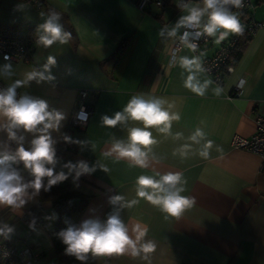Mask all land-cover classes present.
<instances>
[{
	"label": "crops",
	"instance_id": "obj_1",
	"mask_svg": "<svg viewBox=\"0 0 264 264\" xmlns=\"http://www.w3.org/2000/svg\"><path fill=\"white\" fill-rule=\"evenodd\" d=\"M136 1L42 0L39 10L28 0H0V33L13 30L18 37H31L34 44L29 63L1 61L0 80L11 86L24 81L31 71L54 77L34 79L16 89L19 98L28 95L43 99L49 110L64 113L59 129L50 130L54 149L74 112L77 92L88 93L87 103L92 112L85 130L75 134L76 153L67 160L56 157L54 171L67 172L65 164L79 161L96 166L92 173L78 179H74L73 173L63 181L89 197L83 212L73 216L76 226L85 219L106 221L115 210L109 202L114 195L135 199L137 176L180 171L187 180L183 195L195 200L181 217L165 220L164 214L144 200L120 210L121 219L129 227L135 223L148 227V238L157 243L151 264H264V169L257 155L230 146L234 135L250 137L256 118L264 116V29L251 37L220 85L214 84L202 70H193L201 83L211 82L205 95L200 96L184 86L189 73L179 66L180 57H196L193 51L183 45L171 58L173 44L183 29L175 37H169L167 32L158 35L159 28L174 26L183 14L176 6L178 0H168L162 9L152 6L146 13L136 8ZM52 10L60 14L59 23L64 30L73 35L67 44L56 42L45 47L37 43L42 34L38 27ZM261 20L264 18L258 21ZM216 49L212 38L204 54L211 55ZM49 56L55 57L56 63L45 71ZM241 79L246 83L234 95ZM217 87L223 89L219 96L214 94ZM139 93L166 98L173 105L170 111L180 114V120L172 123V135L152 130L158 143L152 146L148 169L132 167L127 160L117 161L114 155H105L115 140H126L128 128L140 126L138 122L127 121L115 127L101 123L104 115L111 117L121 111L128 99ZM6 123V118L0 117V126ZM198 127L203 129L206 139L214 142L208 159L198 155L204 141L192 144L189 140ZM13 131L17 140L9 139L7 130L0 127V151H15L20 137L24 138L23 146L30 149L32 139L38 135L23 128ZM176 133L182 135L176 138ZM84 141L88 142L80 143ZM185 144H191L188 157L174 156L173 151ZM217 145L223 148L222 154L217 152ZM13 167L24 178L32 179L22 162ZM3 211L7 214L2 224L14 229L8 242L29 246L38 255L37 264H59L49 235L57 220L51 202L40 203L30 198L19 209L0 206V213ZM25 218L40 225L28 232L20 222ZM84 264L146 262L113 254L89 255Z\"/></svg>",
	"mask_w": 264,
	"mask_h": 264
},
{
	"label": "clouds",
	"instance_id": "obj_2",
	"mask_svg": "<svg viewBox=\"0 0 264 264\" xmlns=\"http://www.w3.org/2000/svg\"><path fill=\"white\" fill-rule=\"evenodd\" d=\"M176 6L183 14L177 18L174 26L165 25L159 28L158 35L164 36L167 32L169 37H175L180 29H196L194 33L184 31L180 35V42L191 51L197 48V44L190 40L193 35L197 39L203 36L214 38V43L219 45L231 35L244 33L241 14L234 11L244 7V0H199V3H193L192 0H178ZM60 19L58 12L50 11L46 21L38 27V31L42 33L37 41L38 44L48 47L56 42L67 44L72 39V32L64 30L59 23ZM5 59L9 57L5 56ZM55 63V57L49 56L44 70L49 71L50 66ZM179 66L189 73L184 79V86L197 95H205L211 82L201 83L193 71L201 70L199 57L182 56L179 58ZM5 67L10 69L11 65ZM34 79L52 80L54 77L46 76L44 72L31 71L26 73L24 81H16L5 90H0V117L7 120V123L0 127L7 130L9 139L17 140L13 131L16 128L38 133L32 139L30 149L23 146L24 138L20 137L19 146L15 151H0V206L14 209L23 207L27 200L38 195L42 188L44 191H49L52 186L68 179L69 175L74 173V179H78L82 174L94 172L96 167H90L87 162L79 161L76 164H65L64 168L68 170L67 172L60 171L54 174L57 161L50 130H58L65 115L55 109L49 110L48 102L43 99L28 95H22L17 99V87ZM245 83L246 81L241 79L237 87L243 88ZM222 91L223 89L217 87L214 94L219 96ZM146 95L149 98H145ZM172 107L173 105L164 97L139 93L132 95L121 111L115 112L111 117L104 115L101 123L106 127H115L127 121L138 122L140 125L129 127L127 139L115 140L105 155H114L117 161L127 160L132 167L148 169L152 146L158 143L152 130L155 129L165 136L172 135L173 121L180 120L178 112L170 111ZM181 135L176 133L175 137L179 138ZM64 140L70 141L71 138L65 136ZM189 140L192 144H200L203 140L204 144L198 155L204 159L209 158V150L214 142L206 139L202 128L198 127ZM216 150L218 153H223L221 146L217 145ZM190 151L191 144H185L180 149L174 150L173 155L178 154L183 159L188 157ZM152 155L153 159H156L154 154ZM18 162H22L24 168L31 174L30 181H25L20 171L13 167ZM104 170L107 171V168ZM45 178H47L46 184ZM186 184L187 180L180 171L137 176L136 198L125 200L122 195L110 197L109 202L115 210L107 216L106 221L101 223L98 219H85L79 226L70 224L58 233L60 240L66 246L64 254L75 257L82 264L88 260L89 255L95 257L113 254L128 255L151 264L157 243L148 238V227L141 223L129 227L121 219L120 210L132 208L144 200L164 214L165 220L170 217L179 218L195 203L194 198L183 195ZM13 232L14 229L7 224L0 225V238L9 240Z\"/></svg>",
	"mask_w": 264,
	"mask_h": 264
},
{
	"label": "built area",
	"instance_id": "obj_3",
	"mask_svg": "<svg viewBox=\"0 0 264 264\" xmlns=\"http://www.w3.org/2000/svg\"><path fill=\"white\" fill-rule=\"evenodd\" d=\"M28 2L35 7L37 6V0H28ZM264 3V0H255L254 6ZM136 8L142 12H148L150 7L155 6L158 9H162L166 5V0H137ZM239 13L246 14L243 19L240 17L242 24L244 25V34L253 36L257 30L264 29V20H254V7L251 0H244V7L238 10ZM194 33L196 29H183ZM181 33V34H182ZM242 35H231L227 40L217 45V49L211 55H205L204 52L208 44L212 41L211 37L203 36L196 38L194 35L190 37L191 42L197 44V48L193 53L200 59L201 70L210 78V80L219 85L222 82L221 75L223 73H231L234 67L233 58L231 55V47L234 46L236 40ZM183 44L180 42V37L173 44L171 50V58L174 59L181 49ZM34 51L33 39L31 37H12L7 34L0 33V61L11 63H29L32 59ZM5 56L9 59H5ZM9 85L0 80V90H5ZM240 91L237 86L233 90V94L236 95ZM17 92V99H19V92ZM88 93L84 90L78 91L76 95L74 112L71 115L69 121L65 124V129H76L78 131H84L92 112V107L87 103ZM83 110V111H82ZM255 129L250 137H243L240 135H234L230 141V146L234 149H240L248 151L257 155L261 160V168L264 169V116L256 118ZM65 136L70 137L66 131L62 138ZM22 226H25L28 232L33 228L39 226L38 222H34L29 219H22ZM4 225V224H1ZM38 255L33 250L22 243L21 246L14 245L8 240L0 238V261H13L16 260L20 264H37Z\"/></svg>",
	"mask_w": 264,
	"mask_h": 264
},
{
	"label": "trees",
	"instance_id": "obj_4",
	"mask_svg": "<svg viewBox=\"0 0 264 264\" xmlns=\"http://www.w3.org/2000/svg\"><path fill=\"white\" fill-rule=\"evenodd\" d=\"M37 2L38 3H37L36 8L40 10L42 6V0H37ZM167 3H168V0H166V4ZM234 11H238V10L234 9ZM240 14H241L240 17L244 19L247 16L246 14L248 13H246L245 15H242L243 13H240ZM4 34H8L9 36L16 37L13 30L9 31L8 33L4 32ZM250 39H251V36L244 34L240 38H238L234 46L231 47L230 50H231V55L233 58L234 65L237 63V61L241 57L245 49V46L249 42ZM119 49L122 50V45L119 47ZM226 75L227 73H223V75H221L222 82ZM66 131L70 135V138H71L70 141H65L62 138V135ZM79 132L81 131H78L74 128L65 129L63 127L61 138L59 139L57 143V147L55 149L57 158L67 160L68 158L71 159L72 156L75 155L76 140H77V138L75 137V134ZM24 179L25 181L31 180V178H24ZM44 183L46 184L47 182L44 181ZM32 198H34L37 202H40V203H43L46 201L51 202L53 209L55 210L57 214V220L53 226V229L49 233L56 261L59 264H82V262L77 261L75 257L64 254V248L66 246L60 240L58 233L61 230L65 229L70 224L75 225L73 221V216L83 212V210L87 206L89 197L73 190L68 183L60 182L52 186V188L49 191H44L42 188L40 193L38 195H35ZM6 214H7L6 211H3L0 213V225L4 222V217ZM17 246L19 247L21 245L19 244ZM6 264H20V263L16 260H13V261L11 260V261H6Z\"/></svg>",
	"mask_w": 264,
	"mask_h": 264
},
{
	"label": "rangeland",
	"instance_id": "obj_5",
	"mask_svg": "<svg viewBox=\"0 0 264 264\" xmlns=\"http://www.w3.org/2000/svg\"><path fill=\"white\" fill-rule=\"evenodd\" d=\"M251 1L253 3V7H254V20L258 21V20L264 18V3L254 6L255 0H251ZM2 67H3V65H2V62L0 61V72H2V69H3Z\"/></svg>",
	"mask_w": 264,
	"mask_h": 264
},
{
	"label": "water",
	"instance_id": "obj_6",
	"mask_svg": "<svg viewBox=\"0 0 264 264\" xmlns=\"http://www.w3.org/2000/svg\"><path fill=\"white\" fill-rule=\"evenodd\" d=\"M193 2H199V0H193Z\"/></svg>",
	"mask_w": 264,
	"mask_h": 264
}]
</instances>
